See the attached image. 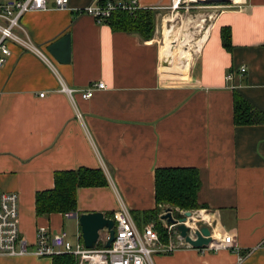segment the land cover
<instances>
[{"label": "crops", "instance_id": "1", "mask_svg": "<svg viewBox=\"0 0 264 264\" xmlns=\"http://www.w3.org/2000/svg\"><path fill=\"white\" fill-rule=\"evenodd\" d=\"M53 1L22 17L27 35L68 88L97 82L106 88L90 100L75 95L79 119L57 74L37 55L9 45L0 67V189L19 195L22 235L34 244L38 228L48 227L65 231L74 246L83 243L78 219L36 213V195L54 188L57 172L103 171L106 186L77 190V213L109 216L122 204L131 212L157 210L156 171L195 169L204 208L188 225L208 220L214 241L226 239L231 247H183L156 256V264H238L241 256L242 264H264V124L234 122L235 93L264 114V0L221 10L192 60L185 50L160 46L159 30L146 40L78 12L93 0H69L68 9ZM138 2L157 18L171 5ZM223 28L230 29L231 50L223 46ZM67 35L71 60L60 64L48 47ZM176 52L180 62L169 64ZM182 212L174 208L176 217ZM0 264H53V257L3 256Z\"/></svg>", "mask_w": 264, "mask_h": 264}, {"label": "built area", "instance_id": "2", "mask_svg": "<svg viewBox=\"0 0 264 264\" xmlns=\"http://www.w3.org/2000/svg\"><path fill=\"white\" fill-rule=\"evenodd\" d=\"M202 1L208 0H171L169 8L179 10L185 4L190 5V3ZM53 5L56 9H68L69 0H54ZM243 6H245V0L240 3L232 2L231 5V7L239 8ZM48 9V0H14L0 6V67L4 66L6 58L11 55L9 47L11 43L37 55L57 74L61 92L69 97L75 111H77V118L82 119V114L77 109L75 95L79 94L83 100H90L96 91L105 89L106 85L104 82L92 83L86 90L78 91L68 88L63 83L54 61L31 41L21 25V19L25 14ZM141 9L138 0H93L91 4L78 12L90 16L97 23H106L115 12L134 13ZM245 71L246 68L243 67L241 72L245 73ZM184 212H182V216ZM197 214L193 213V217L189 219V222L195 220ZM73 215L71 213L67 216L72 217ZM109 218L115 223V239L110 248L105 247L110 238L108 232H101L99 248L87 250L81 242L74 246L69 241L65 231L52 232L48 227H39L36 242L31 244L21 232L19 195L0 189V257L18 258L35 255L39 258H45L71 255L77 260L78 264H156L155 257L158 255H169L183 247L193 248L186 243L174 226L168 223L166 224L167 229L164 238L159 235L154 224H139L130 209L124 204L114 211ZM203 222H206L209 228L212 226L208 220L203 218L198 220L195 229L187 223L191 230V236L194 235L199 224ZM230 247L231 243L226 239H222L214 241L208 249L223 250ZM243 260L244 257L241 256L238 264H242Z\"/></svg>", "mask_w": 264, "mask_h": 264}, {"label": "trees", "instance_id": "3", "mask_svg": "<svg viewBox=\"0 0 264 264\" xmlns=\"http://www.w3.org/2000/svg\"><path fill=\"white\" fill-rule=\"evenodd\" d=\"M155 11L141 9L134 13L115 12L106 22L113 31L139 33L144 39L153 38ZM223 46L231 50V32L222 29ZM234 122L238 126L264 124V114L254 108L240 94L234 95ZM108 180L103 171L79 169L78 171H60L55 174V186L52 190L39 192L36 195V213L38 216L52 214H76L77 190L79 188L103 187ZM201 188L199 172L195 169L162 168L156 171L157 210L132 212L139 224L153 222L156 229L166 236V230L160 229L158 216L162 206H171L179 211H194L204 208L198 203ZM78 214V213H77ZM109 215L108 217H110ZM178 218L181 216L177 213ZM158 225V226H157ZM53 264H78L71 255L53 257Z\"/></svg>", "mask_w": 264, "mask_h": 264}, {"label": "rangeland", "instance_id": "4", "mask_svg": "<svg viewBox=\"0 0 264 264\" xmlns=\"http://www.w3.org/2000/svg\"><path fill=\"white\" fill-rule=\"evenodd\" d=\"M238 3L236 0H227V1H202L199 3H190V5H184L179 10H173L172 8H168L162 12V16L157 18L155 15L154 22V31L153 36L159 37L157 39L158 44L162 47L168 45V47L172 50L173 47L176 50H185L189 53L190 59L192 60L193 54H197L202 46V42L207 37L208 31L212 26L217 14L227 8L231 7L232 2ZM171 28L172 34L170 37L166 38L165 31ZM155 30H159V33L155 34ZM172 39V40H171ZM171 40L172 44H167L168 41ZM178 52L171 55L169 58L170 62L175 65L178 64ZM181 57V56H180ZM167 59V57H166ZM171 64V65H172ZM174 67V66H173ZM177 70V66L174 67ZM179 71H176L178 74ZM180 72L179 74H181ZM200 210H194L193 213H198ZM164 212L162 211L161 215ZM161 215L158 216V220L160 221V229H166V223L161 220ZM158 226V225H157ZM156 228V226H155ZM67 231H71V229H66ZM159 235L162 233L156 229ZM74 236L71 235L70 239H73Z\"/></svg>", "mask_w": 264, "mask_h": 264}, {"label": "water", "instance_id": "5", "mask_svg": "<svg viewBox=\"0 0 264 264\" xmlns=\"http://www.w3.org/2000/svg\"><path fill=\"white\" fill-rule=\"evenodd\" d=\"M227 1V0H219ZM48 52L60 64L69 63L71 60V40L67 35L58 42L48 47ZM161 220L166 221L169 225L180 233V236L185 239L186 243L193 248L204 249L214 243L211 229L206 222L199 224L198 229L191 236L190 228L187 226L189 219L193 217L192 211H185L182 217L174 215V209L171 206H162ZM74 219L79 220L81 227V238L87 250H94L97 247L101 232H108L110 235L105 247L110 248L115 239V223L107 215L103 213H81L73 215Z\"/></svg>", "mask_w": 264, "mask_h": 264}, {"label": "bare ground", "instance_id": "6", "mask_svg": "<svg viewBox=\"0 0 264 264\" xmlns=\"http://www.w3.org/2000/svg\"><path fill=\"white\" fill-rule=\"evenodd\" d=\"M231 2H232V1H231ZM237 2H239V3H240V2H241V0H237ZM169 29H170L169 31H170V35H171L173 30H172L171 28H169ZM171 40H172V39H171ZM173 49H174V48H173ZM174 50H176V49H174ZM206 216H207V215H206ZM200 217H201V216H200ZM207 218H208V217H207ZM212 237H213V236H212Z\"/></svg>", "mask_w": 264, "mask_h": 264}]
</instances>
